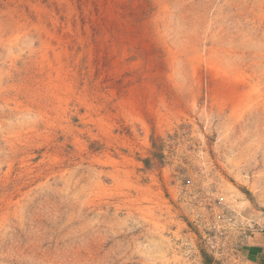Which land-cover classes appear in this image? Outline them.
Instances as JSON below:
<instances>
[{
    "label": "rangeland",
    "instance_id": "374dc122",
    "mask_svg": "<svg viewBox=\"0 0 264 264\" xmlns=\"http://www.w3.org/2000/svg\"><path fill=\"white\" fill-rule=\"evenodd\" d=\"M263 233L264 0H0V264H243Z\"/></svg>",
    "mask_w": 264,
    "mask_h": 264
},
{
    "label": "crops",
    "instance_id": "0c3cea01",
    "mask_svg": "<svg viewBox=\"0 0 264 264\" xmlns=\"http://www.w3.org/2000/svg\"><path fill=\"white\" fill-rule=\"evenodd\" d=\"M247 248L243 264H264V233L255 236Z\"/></svg>",
    "mask_w": 264,
    "mask_h": 264
},
{
    "label": "bare ground",
    "instance_id": "6f19581e",
    "mask_svg": "<svg viewBox=\"0 0 264 264\" xmlns=\"http://www.w3.org/2000/svg\"><path fill=\"white\" fill-rule=\"evenodd\" d=\"M229 88V86H228ZM236 89V88H235ZM229 91V90H228ZM235 90L230 88V94L233 93Z\"/></svg>",
    "mask_w": 264,
    "mask_h": 264
}]
</instances>
